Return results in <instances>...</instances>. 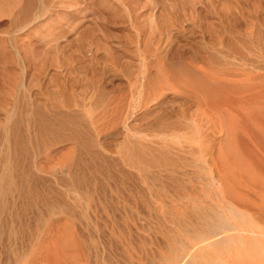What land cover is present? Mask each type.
<instances>
[{
	"label": "bare ground",
	"instance_id": "obj_1",
	"mask_svg": "<svg viewBox=\"0 0 264 264\" xmlns=\"http://www.w3.org/2000/svg\"><path fill=\"white\" fill-rule=\"evenodd\" d=\"M116 1L122 3L123 0ZM207 1L209 3L207 6L209 11H207L219 16L218 21L208 22V25L202 29L203 33L206 32L213 40V42L207 41V46L200 45L197 50L188 42L181 43L179 38L180 43L176 44L173 29L171 30V26H173L171 18L169 20L166 18L164 22H160L162 25L158 31L159 37L156 40L145 39L146 49L139 60L144 70L141 71V76H137L135 80L139 93L137 92V95L132 96V100L127 103L128 105L126 104L127 106L125 105L126 101H124L125 117L128 118L131 113L134 106L132 103L147 111L149 105L159 102V99L165 96L168 89H175L177 95L179 94L184 99L180 101L178 108L166 109L161 107L153 113V121L149 122L147 127L158 131L157 133H145L147 131L145 129V134L134 136L135 142L129 140L134 146L137 145L132 149L129 148L133 146H127L124 150L125 161L127 162L125 167L132 168L137 173V180H139L138 186H135L136 181L135 184L133 183L134 191H128V195L124 197L121 195V202L115 200L110 205L107 204V200L109 197L113 198V194L115 195L117 192L113 193L111 189L110 194H107L104 190L105 193L102 195L101 191L102 189H109L110 185L95 184L88 192L89 206L92 213V224L89 222L92 243L87 245H90L91 260L95 264H99V249L102 250L98 245L100 235H102L101 230L103 233L108 231L112 237L118 238H114L115 242L119 240L120 244H123L121 245L127 259L125 264H264V17L260 18L257 15L261 10L258 5L255 3L251 6L246 4V1L249 0H221L225 2H222L220 9L215 0ZM33 2L34 0H21L18 4L10 2L6 9L0 6V12L5 11L2 14L8 15L11 21L22 29L31 17ZM74 2L75 0H69L66 3L73 4ZM117 5L115 2L113 6L117 7ZM111 9L109 8V10ZM196 9L191 10L192 12L189 14L182 13L184 20L188 18V15H195ZM206 9H204L205 12H207ZM48 10L49 8L45 9L44 13ZM253 13L257 17L255 20H253L255 17L253 19L249 17ZM197 15H199V12ZM194 18L189 19L194 20ZM240 19L244 21L243 26L238 24ZM62 24L51 22L47 31L39 36L38 44L44 51L57 48L56 40L60 38L58 35L62 30ZM179 35L183 36L182 34ZM36 43L29 41L27 45H23L26 56L34 49ZM16 45L14 44L13 47L17 52H20L18 43ZM174 45L177 47L176 51L173 55H170V51L175 47ZM6 50L7 47L0 43V62L4 64L6 61H12L11 54ZM153 68L155 69L154 72L151 71ZM31 79L30 86L36 84L39 88L41 87V84L34 80L35 78ZM58 90H61V88ZM176 91L174 92L175 95ZM45 92L47 93L45 101H33L31 95L28 100L29 105H27L26 110L30 117V131L27 138L22 133L19 121L14 120L13 122L11 134L14 145L15 166L0 178V212L7 210L11 202L10 198L7 199L4 195L15 193V191H19L20 195L26 194L27 196L33 192L39 193V191H34L38 188L34 189V184L39 178L30 169H24L21 164L23 155L27 151H34L32 149L35 148V139H39V146L42 145L43 147L46 144V148L49 147V149L56 143L68 141L71 143L72 148L83 150L89 158L93 159L100 156L99 133L103 130L102 126L105 124H95L94 118L96 115H93V111L88 117L85 107L78 106L70 98L66 100L59 99L61 93L59 94L58 91ZM126 97L125 100H127ZM102 99L103 93L100 92L97 101ZM102 110L108 115L106 106H103ZM106 115L99 116V120ZM109 119H106L107 122ZM112 119H114L113 116ZM104 122L106 123V121ZM72 123L76 125L75 128H72ZM124 124L126 125V123ZM88 127H92L94 133L90 130L87 131ZM183 129L189 134L184 135L183 139L181 137L179 139L178 135H173L172 138L175 142L172 143L162 138V134L169 130ZM153 136H158L159 140L153 139ZM176 144L183 151H185L183 148L199 151L200 156L206 157L210 163L208 171L205 169V165L204 167L202 165L200 168L198 167L203 173L198 174L197 178L201 195L210 197L206 203L194 199L191 201V205L187 204L177 193L180 187H186L187 180L191 183V179L186 177L188 175L184 170L178 171L177 164L182 157L179 158L181 153H175ZM214 149L217 152L213 155ZM181 150L178 151L181 152ZM51 154L52 150L48 155L51 157ZM73 156L74 158L70 157V159L67 156L69 160L65 164L68 166L77 164L78 166L80 163L89 161V158H84L85 156L77 158L75 155ZM12 170L16 172V177L13 175ZM76 174L75 180L78 181L80 186H83L81 183L83 184L85 178L88 177H85L86 174L84 175L79 169ZM3 177L6 179L5 183ZM130 177H132V174ZM18 180H20V186H18ZM170 186L176 188L175 191L173 190V194L169 192L172 189ZM175 194L177 201L171 203V205L167 203V206L172 209H179V211L182 209L181 213H184V218L185 215L191 218L194 217L191 220L193 223L188 218H186L187 221L179 217L177 223L181 226L180 234L176 233L179 229L177 228L178 225L177 230H174L175 234L166 235L163 233V242L158 248H153L151 245V243L154 244L155 240L152 237L148 238L150 243L145 239L142 240V244L137 245L138 247L131 246L133 232L130 220L134 218L133 213L138 214L144 210V213H149V216L153 210H157L164 205L155 204L153 198L162 200L164 196L171 198ZM45 199L47 198L45 197ZM26 203L25 205H27ZM162 209L161 212L167 211ZM101 211L104 212L103 220L102 217L100 218ZM169 213L171 212L169 211ZM114 216L119 217L118 221L114 220ZM177 216H181V214ZM142 217L143 221L147 218ZM137 218L139 217L137 216ZM169 218L171 216L167 219ZM136 220L139 222L138 219ZM118 222L119 224H116ZM174 223L176 222L174 221ZM135 224L138 225V223ZM148 225L150 223L146 226ZM139 226L141 225L139 224ZM169 228L173 227L170 225ZM1 232L3 233L0 228V237L2 238ZM156 233L158 234V232ZM110 239L112 238L110 237ZM63 242L61 246L63 245V248H65L67 244L65 241ZM72 244L75 243H71V246H74ZM77 244H80V242ZM117 244L113 245L118 246ZM108 245L107 247H109ZM107 261L108 264H119L121 262H115L116 260Z\"/></svg>",
	"mask_w": 264,
	"mask_h": 264
},
{
	"label": "rangeland",
	"instance_id": "obj_2",
	"mask_svg": "<svg viewBox=\"0 0 264 264\" xmlns=\"http://www.w3.org/2000/svg\"><path fill=\"white\" fill-rule=\"evenodd\" d=\"M68 1L69 0H54L52 2V0H34L31 17L27 20L25 27L22 29L15 25L8 15L2 14L5 11L0 12V43L7 47L6 51L11 54L12 60L6 61L5 64L0 62V178L15 166L14 145L11 134L14 120L19 121L22 133L27 138L30 131V117L26 110L27 105H29L28 100L31 95L33 101H45L44 99L47 98V93L45 91H58L59 94L61 93L59 99L66 100L70 98L75 101L78 106L85 107L87 116L89 115L88 117H90L93 111V115H96L94 118L95 124H105L102 126L103 130L99 133L98 140L101 153L100 156L92 159L89 158L83 150L72 148L71 143L68 141L56 143L49 149V147L46 148V144L43 145V147L42 145L39 146V139H35V148L32 149L34 151H27L26 154L23 155L24 157L21 164L24 166V169H30L31 172L39 178L34 184V189L38 187L34 191H39V193L37 192L38 194H36L33 192L28 195L29 197L26 194L20 195L19 191L4 195L7 199L10 198L9 200H11V202L7 210L0 212V224H2L0 228L4 233L1 232L3 239L0 237V264L94 263L91 260L92 257L89 249L92 243L90 233L91 225H89V222L92 224V213L89 206L90 198L88 192L95 184L110 185L109 189L106 188L101 190L103 193H101L102 195H104L105 192L110 194L111 189L113 193L117 192V195L115 194L116 196L113 194L114 199L109 197L107 200V204L110 205L112 202L114 203L115 200L121 202V195L124 197L127 196L129 192L134 191V184L137 182L135 186H138L139 180H137V173L133 171L132 168L129 166L125 167L127 162L125 161L124 150L127 146H133L129 148L132 149L137 145L134 146L129 140L134 141V136L147 132L157 133L158 131L151 130L147 127V124L153 121V113L161 107L166 109L178 108L177 106H179L180 101L184 99L179 94L178 97L175 89H168V92L166 91L165 96L160 98L159 102L149 105L147 111H144L143 108L137 104L132 103L134 106L132 107L131 113L128 115V118L125 117V105L132 100V96L139 93V88H137L135 80L137 76H141V71L144 70L139 60L143 51L146 49L145 41L147 39L156 40L159 37L158 31L162 25L160 22H164L166 18L168 20L171 18V22H173L171 30L173 29L172 32H174L173 35L176 39L175 43L188 42L192 47L198 50L200 45L207 46V41L213 42L206 32L205 34L203 33V27L205 28L208 22L219 20L217 14L208 12L209 8L207 6L209 3L207 0H123L122 3L116 0H75L73 4L66 3ZM249 1H246L247 5L251 6L255 3L260 7L262 11L260 10L257 15L263 18L264 0ZM10 2H16L15 4H18L21 0H0V6L6 9ZM115 2L119 6H113ZM215 2H217L220 9L222 2L224 3L225 1L215 0ZM47 8H49L48 12L44 13ZM109 8L112 9L109 10ZM203 8H207L206 11H208L205 12ZM193 9L197 10V12L194 13L195 15H188V20H184L183 14H189ZM198 12L199 15H197ZM253 14L249 17L250 19L255 17L253 19L255 20L257 17L255 13ZM189 18H194V20H190ZM51 22L63 23V31H60L58 35L60 38L56 40L57 48L44 51L43 48L40 47V44H38V40L39 36L45 33L50 27ZM201 22L202 24H200ZM238 24L243 26V19H240ZM174 29L176 30L174 31ZM256 29H258V27H256ZM178 30V33L183 35L182 37L177 33ZM203 35L204 37H202ZM29 41L37 43L34 49L26 56L23 45H27ZM16 43H18V47H20V52H17L13 47L14 44L17 46ZM105 47L109 48L106 49ZM176 48L175 46L170 51V55L175 53ZM22 58L24 59L22 60ZM151 71L154 72L155 69L153 68ZM67 76L68 78H66ZM31 78H35L34 80L38 81L37 83L41 84V87L39 88L36 84L30 86ZM68 81L73 84H70ZM57 88H61V90ZM175 91L177 96L174 93ZM100 92L103 93V99L97 101ZM125 97L127 100H125ZM124 101H126L125 105ZM103 106H106L108 115L103 112ZM104 115H106L104 117L105 119L101 117V120H99V116ZM112 116L114 119H112ZM106 119H109L108 122ZM111 119L112 121H110ZM104 121H106V123ZM124 123H126V125ZM71 125L72 128L76 127L73 123ZM88 128L87 131L90 130L93 132L92 127ZM145 129L147 131L144 133ZM162 135V138L167 139V142L173 143L175 142L172 138L173 135H178L179 139L180 137L183 139L184 135L189 134L183 129L169 130ZM158 138V136H153L155 140ZM175 146V153H181L180 157H176H182L181 161L177 164L178 171L184 170L188 175L186 177L191 179V183L187 180L188 183L185 185L186 187L177 188V193L187 204L191 205V201L194 199L206 203L209 201L210 197L208 198L201 195L200 184H198L197 178L200 174H203L199 169L200 166L202 165L204 167L205 165L207 167H205V169L208 171L210 163L206 157L200 156L201 154L199 151L190 150V148H183L185 149V151H183L179 145L176 144ZM51 150L52 154L50 157L48 154ZM178 150H181V152ZM216 152V149H214L213 155L216 154ZM69 155H71L70 157L72 158H74L73 155H75L76 158L85 156L84 158H89V161L80 163L78 166L77 164L68 166L65 163L70 159ZM61 160L62 162H60ZM78 169L82 171L84 175L86 174L85 177H88L85 178L83 184L81 183L83 186H80L78 181L75 180ZM205 169L204 172L206 171ZM12 171L13 175L16 177V172H14V170ZM131 174L132 177H130ZM86 179H88V181H86ZM5 181L6 179L4 178L3 182L5 183ZM76 183L78 184L76 185ZM18 186H20V180H18ZM170 188L172 189L169 190V192L173 194L176 188H173V186H170ZM44 196L47 199H45ZM153 199L155 200V204L164 205H160L161 207H159V209L153 210L149 215L151 217L148 216L149 213H144L145 211L142 210L143 213L142 211L138 214L133 213L134 218L130 220L133 232L131 236V246L133 245V247H138L142 244V240L145 239L150 243L148 238L152 237V239L156 241L154 240V244L151 243V245L153 248H158L163 242V233L172 235V233L175 234V231L179 228L176 233L178 235L180 234L181 226L177 223L179 217L182 220L188 218L190 222H192L191 220L194 218L187 215H185L184 218V213H181V211H183L182 209L179 211V209H172L167 206L177 201L176 194L171 196V198L169 196H164L162 200H159V198ZM25 203L27 205H25ZM161 208L167 211L161 212ZM169 211L173 215H170L171 213H169ZM179 214H181V216H177ZM103 215L104 212L101 211L100 218L102 217V220L104 218ZM115 216L114 220L118 221L119 217ZM137 216L139 218H137ZM142 216L148 218L146 219L147 224L150 223V225H148L149 227L146 226V219L143 221L144 219ZM167 216H171V218L167 219ZM135 218L141 223L137 222ZM150 218L152 219L149 220ZM174 221L176 223H174ZM135 223H138V225ZM116 224H119V222ZM139 224L141 226H139ZM170 225L173 228H169ZM159 228H163L164 230ZM150 229L153 230L150 231ZM155 229L156 231L154 232ZM167 229L170 231H166ZM156 232H158V234ZM104 233L101 230L102 235H100V244L98 243L100 246L99 248L102 249H99L100 261L104 259L101 262L99 261V264H102L103 261V264H105V262L108 264L107 260H116L115 262L121 261L119 264H125L127 259L122 246L123 244L121 243V245L119 240L115 242L114 240L118 238L112 237L108 231ZM160 233L162 234L160 235ZM154 236L155 238H153ZM110 237L112 239H110ZM102 238L103 240H101ZM62 240L67 244L65 248H63V245L61 246V243H64ZM110 240L111 244L109 243ZM73 242L76 245L72 244L74 246H71ZM79 242L80 244H77ZM118 242L119 245L117 244ZM88 243H90V245H87ZM115 243L118 246H114L116 245ZM68 244L70 245L69 247ZM107 245L109 247H107ZM120 245L122 248H120ZM115 248L120 249L116 251ZM113 250H115V252H113ZM106 254H108V256H106ZM110 255L112 256L110 257ZM113 257L114 259H112Z\"/></svg>",
	"mask_w": 264,
	"mask_h": 264
}]
</instances>
